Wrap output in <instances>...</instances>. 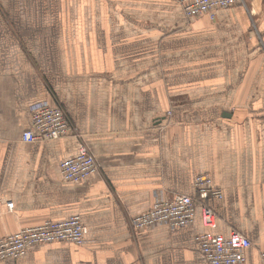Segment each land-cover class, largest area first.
<instances>
[{
    "label": "crops",
    "instance_id": "crops-1",
    "mask_svg": "<svg viewBox=\"0 0 264 264\" xmlns=\"http://www.w3.org/2000/svg\"><path fill=\"white\" fill-rule=\"evenodd\" d=\"M54 94L79 134L24 141L30 104ZM242 106L264 107V0L195 19L178 0H0V236L72 214L89 229L0 264H209L199 204L186 226H130L160 193L196 196L199 171L223 191L217 230L261 264L264 129H211ZM81 142L99 171L65 181Z\"/></svg>",
    "mask_w": 264,
    "mask_h": 264
},
{
    "label": "built area",
    "instance_id": "built-area-1",
    "mask_svg": "<svg viewBox=\"0 0 264 264\" xmlns=\"http://www.w3.org/2000/svg\"><path fill=\"white\" fill-rule=\"evenodd\" d=\"M244 0H178L188 19L204 15L215 17L216 10L242 3ZM30 109V126L22 133V139L28 142H43L78 133L65 108L47 100L33 102ZM79 134V133H78ZM62 178L65 181L81 182L99 171V164L88 146L81 142L78 151L60 162ZM194 187L197 195L176 193L172 196L158 194L148 210L136 214L130 219V226L140 232L149 226L166 225L172 228L182 227L194 222L197 204L200 205L202 231L195 235L201 254L209 264H244L247 251L253 246L251 239L239 230L224 234L217 230L218 216L211 200L221 199L223 191L212 184L208 172L195 174ZM88 227L79 214L55 220L21 227L0 236V260L21 258L35 245L58 241H69L77 245L87 242ZM261 264H264V244L259 249Z\"/></svg>",
    "mask_w": 264,
    "mask_h": 264
},
{
    "label": "rangeland",
    "instance_id": "rangeland-1",
    "mask_svg": "<svg viewBox=\"0 0 264 264\" xmlns=\"http://www.w3.org/2000/svg\"><path fill=\"white\" fill-rule=\"evenodd\" d=\"M52 91H54L53 88H52ZM56 96L57 94L55 95V97ZM57 97L55 98L56 100L54 99V102L64 107L62 102ZM178 99L179 101L181 100V98L179 97ZM234 109L236 110L237 113H239V116L236 120L235 119L227 120L224 124H218V123L211 124V129H219V130L264 129V107L257 108V107H252V106L251 107L242 106V107H236ZM169 110L168 112L171 113V109ZM198 125L200 126L201 124H198ZM202 125H205V124H202Z\"/></svg>",
    "mask_w": 264,
    "mask_h": 264
}]
</instances>
